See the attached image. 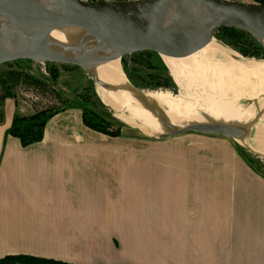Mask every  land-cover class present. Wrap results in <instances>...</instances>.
<instances>
[{"label":"crops","instance_id":"0c3cea01","mask_svg":"<svg viewBox=\"0 0 264 264\" xmlns=\"http://www.w3.org/2000/svg\"><path fill=\"white\" fill-rule=\"evenodd\" d=\"M3 106L0 258L91 264L85 259L109 248L129 264H264V175L232 146L166 144L119 166L100 144L73 139L69 114L59 120L67 111L46 118L40 141L22 145L12 133L18 104ZM124 187L129 212L119 210ZM114 229L130 232L116 249L96 234Z\"/></svg>","mask_w":264,"mask_h":264},{"label":"water","instance_id":"95a60500","mask_svg":"<svg viewBox=\"0 0 264 264\" xmlns=\"http://www.w3.org/2000/svg\"><path fill=\"white\" fill-rule=\"evenodd\" d=\"M221 28L244 30L264 47V4L242 0H0V64L21 59L68 63L83 68L95 85L117 90L98 78V66L140 51L183 58L206 46ZM59 30H70V40L52 38V32ZM122 87L156 114L164 128L160 136L196 131L238 140L248 134L246 126L211 120L176 127L155 103L146 100L142 89L131 83Z\"/></svg>","mask_w":264,"mask_h":264},{"label":"rangeland","instance_id":"374dc122","mask_svg":"<svg viewBox=\"0 0 264 264\" xmlns=\"http://www.w3.org/2000/svg\"><path fill=\"white\" fill-rule=\"evenodd\" d=\"M213 37L214 39L212 40L214 42L221 44L226 50V47H228V50L234 52L240 59L244 58L259 61L264 60V52L258 50V48H256L254 45L253 47L251 46V48L246 45V49L248 50V52L256 54L255 56L249 57L243 55L232 45L227 44L225 40L228 41L229 38L222 36V34L218 30L215 31ZM230 58H232V56H230ZM234 59L235 58H232V60ZM160 60L165 65L162 58ZM119 63L124 79H126V81H129V83H131L134 87L148 92H170L174 96L181 98L183 103L191 101V98L188 96V94L178 88L166 65L165 67L170 76L172 84L153 88L152 85H150V78L147 77V74L152 73L153 69L143 68V66L138 63L127 61L125 67V70L127 69L126 72L131 74V76H135V80L138 83L146 86L142 88L135 86L130 81V79H128V76L123 69L124 67L122 64V59L119 60ZM10 72H27L34 78L45 82L44 86L20 83L16 87L11 88V94L6 99L12 98L18 104V108L20 111L19 113L17 112L15 116L25 117L35 112H44L45 117L50 118L55 114L62 115L64 111H67L59 120H63L64 116L69 114L70 129H78V133L73 139L76 138V140L78 141L84 140L100 144V153L103 154L102 157L107 160H114L116 165L120 166L127 164L133 158L139 159L141 161L148 156V153H150L148 149L151 150V148H156L158 146L162 147L163 145L174 143L183 144L191 141L207 142L213 144L217 143L220 145L227 144L232 146L234 150L238 152L248 163V165L252 167L253 170H255L258 174L264 175V156L256 153L255 151L250 149V147H246V145L232 138L196 131H186L179 135L149 136L143 133L137 127L126 124L117 117V114L114 110L101 102L96 89L98 86L94 84L89 74L79 66L61 62L38 63L35 61L24 59L0 64V80L6 78V75ZM136 76H138L139 78H136ZM195 91V88H190V93H194ZM0 94L2 93L0 92ZM263 96V94L257 96L256 99L258 100V103L261 101V99H264ZM4 100H0V120L2 119L3 115ZM236 103L238 106L246 108L249 104V101L244 95L243 97L239 98ZM252 104L254 105V103ZM84 109L91 110L92 112H86V117L91 121H96L97 119L98 125L104 126L108 133L100 132L84 125L81 117L79 116L80 112H82L81 114L84 113ZM255 112L256 114L259 113L257 109H255ZM22 126L23 124H21V127ZM253 135L254 130L251 134V137ZM250 143L253 146L251 140ZM119 168L120 167H116L115 170ZM123 169H125V166L123 167ZM106 175L108 176V171L106 172ZM128 187H124V189L119 190L124 191L126 195L122 196V198H118L119 201H122V206L119 210L126 212H129L130 210L128 194L130 190ZM128 216L127 217L129 218V222L127 228L130 224V215ZM120 219L121 215L119 213L118 220ZM110 226H113L112 221ZM122 226H124V224ZM96 234L97 239L100 242L106 241L111 248L115 249L118 247L119 241L128 242L129 240H127V238L129 239L130 236V232L127 231V229L123 231H116L114 229L97 232ZM108 252H110L108 256L105 254V256L95 257L92 260H85L91 261V264H129V261H125L122 258L115 257L114 252L109 248H106V253Z\"/></svg>","mask_w":264,"mask_h":264},{"label":"bare ground","instance_id":"6f19581e","mask_svg":"<svg viewBox=\"0 0 264 264\" xmlns=\"http://www.w3.org/2000/svg\"><path fill=\"white\" fill-rule=\"evenodd\" d=\"M52 38L66 42L70 40V30L54 31ZM227 50L211 40L189 56L161 57L178 88L185 91L191 101L183 103L181 98L165 91H144V96L176 127L210 120L246 126L248 134L237 141L264 155V99L259 103L256 99L258 95H264V60L240 59ZM96 74L101 81L119 87L117 90L96 88L101 102L114 110L118 118L149 136L164 133L156 114L150 112L134 93L122 89L129 81L122 75L119 59L98 66ZM190 88L196 91L190 93ZM244 95L249 101L246 108L236 103ZM255 109L259 113L256 114Z\"/></svg>","mask_w":264,"mask_h":264},{"label":"trees","instance_id":"16d2710c","mask_svg":"<svg viewBox=\"0 0 264 264\" xmlns=\"http://www.w3.org/2000/svg\"><path fill=\"white\" fill-rule=\"evenodd\" d=\"M261 4H264V1H260ZM222 36L229 38V40H225L227 44L232 45L234 48L238 49L243 55L246 56H255L256 54L252 52H248L246 49V45L250 48L253 45L264 52V47H262L249 33L244 30L236 29V28H221L218 30ZM225 42V43H226ZM244 46V47H242ZM123 69L128 76V79L138 87H146L145 85H141L135 80V76H131L128 72H126V62L132 61L134 63H138L143 68L153 69V72L147 74L148 78H150V85L153 88L167 86L171 83L170 76L166 70L165 65L160 60L161 57L152 51H140L136 53H132L126 55L121 58ZM7 77L3 80H0V100H4L11 94V88L16 87L20 83H28L36 86H44L45 82L34 78L29 73H21V72H10L6 75ZM136 78H139L136 76ZM84 113L81 114L82 122L84 125L89 128L95 129L100 132L108 133L104 126L98 125V120L91 121L86 117V112H92L89 109H84ZM82 113V112H81ZM21 124L23 126L21 127ZM46 124V117L44 112H35L29 116L19 117L15 116L13 119V128L12 133L15 134L22 145H28L33 142H38L42 139L44 134V127ZM0 264H74L68 262L57 261L51 258H44L34 255L27 254H18V255H6L0 258Z\"/></svg>","mask_w":264,"mask_h":264},{"label":"built area","instance_id":"2783aa9c","mask_svg":"<svg viewBox=\"0 0 264 264\" xmlns=\"http://www.w3.org/2000/svg\"><path fill=\"white\" fill-rule=\"evenodd\" d=\"M86 1H89V0H86ZM108 1H112V0H108Z\"/></svg>","mask_w":264,"mask_h":264}]
</instances>
